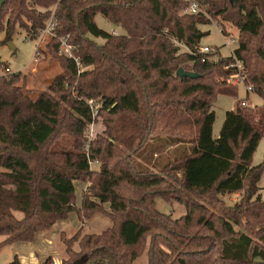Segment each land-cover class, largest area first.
Masks as SVG:
<instances>
[{"label":"trees","instance_id":"16d2710c","mask_svg":"<svg viewBox=\"0 0 264 264\" xmlns=\"http://www.w3.org/2000/svg\"><path fill=\"white\" fill-rule=\"evenodd\" d=\"M193 1L197 14L187 12L185 0L5 1L6 41L17 27L34 40L54 9L57 33L70 36L84 70L47 38L35 56L61 67L47 91L33 97L22 72L0 77V250L34 242L73 213L84 222L99 212L113 225L101 233L81 227L64 239L62 264H134L147 239L150 264H264V161L253 166L264 137V0ZM98 15L121 33L100 28ZM214 20L239 31L234 56L262 101H238L218 138L214 102L238 92L228 85L234 57L201 61L209 34L201 26ZM186 63L198 78L177 75ZM97 100L104 129L86 146L95 117L89 101ZM178 147L185 152L159 172L136 159ZM76 182L89 184L80 207ZM240 193L238 204L221 207L219 195ZM157 198L183 204L186 214L173 220L158 211Z\"/></svg>","mask_w":264,"mask_h":264},{"label":"rangeland","instance_id":"374dc122","mask_svg":"<svg viewBox=\"0 0 264 264\" xmlns=\"http://www.w3.org/2000/svg\"><path fill=\"white\" fill-rule=\"evenodd\" d=\"M96 22L100 28L106 31L112 33V30H115L116 34L121 33L119 28H115L111 23L105 21L101 15L96 17ZM201 29L209 33L208 36L203 38L202 46H213L218 50L216 55H212V59L233 56L234 50L238 47L239 42V31L236 27L228 22L214 20L211 24L201 26ZM5 38L6 33L0 32V63L5 64L12 73L22 72L23 75L27 76L26 88L28 90L35 91L33 97L38 96V93L36 92L47 91L55 76L60 73L61 67L58 62L46 59L44 55H41L38 58L35 56L37 45H44L46 42H44L45 39L41 41L37 36L33 40L31 39L30 35H28L26 30L20 27H17L14 30L11 39L6 41ZM99 42L102 43L103 41L99 40ZM11 45H13L15 48L13 49ZM58 54L61 55L60 53ZM182 68L188 71L192 70V64L186 63L182 66ZM236 80L237 79L234 77V75H231L228 79V85L231 89H234L238 92L237 97L219 95L214 102L213 110L216 113V122L214 124L215 138H218L220 135L226 113L228 111L235 110L238 101H244L247 99V97H249L247 99V107L259 105L262 102L255 94L251 92L247 93L246 85V87H244L241 84H236ZM95 104L100 106V101L97 100ZM94 110L95 112L98 111V107H96ZM97 115L98 114L96 113L94 122L89 125L86 131V146H88L97 135L101 134L104 129L102 120L98 119ZM155 145L156 144L153 142L149 143L146 150L148 151L152 149V146ZM184 152L185 150L183 147H178L172 153L158 152L159 157L157 159L151 158L144 161L142 158L136 159L139 161V165L141 164L142 169L159 172L166 164L180 158ZM154 161L156 162L152 163ZM263 161L264 137L254 155L253 166H257ZM91 167L92 169H98V164H91ZM0 171H3V169L0 168ZM84 184L87 186L86 189L82 191V186ZM88 186L89 184L84 182L75 183L77 195L76 203L78 207L81 206L83 193L87 190ZM258 187L259 195L264 201V176L259 182ZM242 196L243 194L240 193L234 195H219L218 198L221 201V207H233L241 201ZM156 206L159 212L170 215L173 220H178L186 214L185 206L175 200L167 202L162 198H157ZM205 207L209 210V213H212L217 217H223L218 212L217 208L208 205H205ZM104 209L107 212L111 211L109 204H105ZM69 219L68 221L66 220L67 222H58L55 225L52 232H57V234L52 239L50 236L52 232L49 234L42 232L45 235V239H42L43 236L36 237V240L34 241L36 244L7 245L3 247L0 250V264H44L50 258L52 259V264H62V259L65 258L66 249L64 239L72 237L74 233L81 227H83L84 233H101L113 225L108 216H105L99 212L96 213L91 219L84 222L81 221L75 213L71 214ZM235 229L238 228L235 227ZM62 231L65 232V238H61L60 236ZM4 239V237L0 236V243L3 242ZM46 239L51 240V243L46 241ZM149 242L150 240L147 239L143 247V251L134 264H150L151 246ZM31 251L32 253H30ZM180 257L182 256H180V253H178L174 258Z\"/></svg>","mask_w":264,"mask_h":264},{"label":"built area","instance_id":"2783aa9c","mask_svg":"<svg viewBox=\"0 0 264 264\" xmlns=\"http://www.w3.org/2000/svg\"><path fill=\"white\" fill-rule=\"evenodd\" d=\"M186 3H188V8H187V12L190 14H197L200 12V6L196 1L193 0H185ZM59 27V23L58 20L55 17V10L53 9L50 15V18L48 19V21L46 22V25L44 26V28H42L39 31V35L38 38L39 40H46L47 38H53L58 42V52L68 58L73 60L79 71L82 72L83 69V64L81 62L80 57L76 54V49L77 47L75 45H73L70 41V36L69 35H59L57 33V29ZM113 34H116L115 30H112ZM37 48L36 50L38 49ZM217 48L213 47V46H202L200 48V54L202 55L201 61L205 62V61H213L216 59H212V55H216L217 52ZM234 57V61L227 67V69H232L233 70V75L234 77L237 79L236 80V84H241L244 87H246L245 85V71H244V67L242 65V62L240 60H237L233 54ZM11 70L4 64H0V77L11 74ZM248 93H252V88L248 87L246 88ZM96 102L94 101H89L90 107L92 109V112L95 116L96 113H98V111L95 112V108L99 106L95 104ZM242 105L247 106V101H243ZM93 164V163H91Z\"/></svg>","mask_w":264,"mask_h":264},{"label":"water","instance_id":"95a60500","mask_svg":"<svg viewBox=\"0 0 264 264\" xmlns=\"http://www.w3.org/2000/svg\"><path fill=\"white\" fill-rule=\"evenodd\" d=\"M6 0H0V10L2 9V7L4 6V3H5ZM11 47L14 49L15 47L13 45H11ZM177 75L180 77V78H184V77H188V78H198L199 75L197 73H194L192 71H188L184 68H179L177 70Z\"/></svg>","mask_w":264,"mask_h":264},{"label":"crops","instance_id":"0c3cea01","mask_svg":"<svg viewBox=\"0 0 264 264\" xmlns=\"http://www.w3.org/2000/svg\"><path fill=\"white\" fill-rule=\"evenodd\" d=\"M248 98H249V97H247V99H248ZM86 186H87L86 184H84V185L82 186V191L86 189ZM69 218H70V216H69ZM69 220H70V219H69ZM67 221H68V220H67ZM67 221L65 220V221H60V222H63V223H64V222H67ZM56 234H57V232H52L51 235H50V236H51V239L54 238V237L56 236ZM38 236H43L42 239H45V235H44L43 233H39L36 237H38ZM35 240H36V238H35ZM46 241H48L49 243H51V240H49V239H46ZM21 244L25 245V244H36V243H35V242H31V243H17V244H15V245H21ZM31 249H32V247H31ZM30 253H32V251H31ZM33 255H34V254H33ZM31 256H32V255H31ZM31 256H30V257H31ZM17 259H18V258H17Z\"/></svg>","mask_w":264,"mask_h":264}]
</instances>
